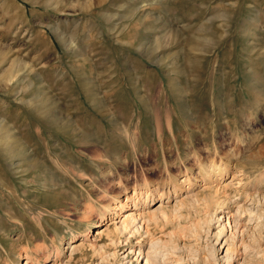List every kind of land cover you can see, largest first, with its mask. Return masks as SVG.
<instances>
[{"label":"rangeland","instance_id":"rangeland-1","mask_svg":"<svg viewBox=\"0 0 264 264\" xmlns=\"http://www.w3.org/2000/svg\"><path fill=\"white\" fill-rule=\"evenodd\" d=\"M263 215L264 0H0V264H264Z\"/></svg>","mask_w":264,"mask_h":264},{"label":"bare ground","instance_id":"bare-ground-1","mask_svg":"<svg viewBox=\"0 0 264 264\" xmlns=\"http://www.w3.org/2000/svg\"><path fill=\"white\" fill-rule=\"evenodd\" d=\"M217 169H219V173L222 171L220 168H217ZM222 173V172H221ZM176 190V189H175ZM215 192H213V193H209L208 195H206V196H204V198H203V201L205 202V203H207V204H209V205H211V204H214V205H216V208H215V210L216 209H218L217 207H221L225 202H223V201H220L219 200V191L218 190H214ZM211 192V191H210ZM196 200V199H195ZM186 202H188V201H190L191 202V200H190V198H188L187 197V199L185 200ZM184 201V202H185ZM262 201V200H261ZM184 202H182V204H184ZM192 203V202H191ZM137 205V204H136ZM208 205V206H209ZM224 206V205H223ZM214 210V209H213ZM247 210V209H246ZM248 210H250L251 212L253 211V209H250V208H248ZM162 211H163V209H162ZM215 213V212H214ZM164 214H165V212H164ZM152 216V215H151ZM130 218L128 219H126V220H124L123 221V228H125L126 229V227H127V225L129 226V224L127 223V221L128 220H130V221H134L135 220V218H136V215L134 214V213H132L130 216H129ZM263 218H264V215H263ZM136 221V220H135ZM264 221V220H263ZM134 223V222H133ZM140 226L141 225H139L138 227L135 225V227H136V229L134 230L135 232H139L140 231ZM128 228V227H127ZM142 228V227H141ZM264 229V228H263ZM221 234V233H220ZM219 233H218V236L220 235ZM244 235V234H243ZM218 238V237H217ZM219 240V239H218ZM157 242H155V241H153L152 240V242H151V245H150V250H148L146 253H144V256H145V258H146V263L145 264H147V263H149V261L150 260H152V261H154L155 260V257H156V259H158L157 258V256H154V254L156 253V251H155V249H154V247H156V244ZM81 247V246H80ZM75 248V251H76V247H74ZM73 248V249H74ZM78 249V248H77ZM74 251V250H73ZM139 253L140 254H142V252H141V250H139ZM158 254V253H157ZM158 261H155V263H157ZM151 264L153 263V262H150Z\"/></svg>","mask_w":264,"mask_h":264}]
</instances>
